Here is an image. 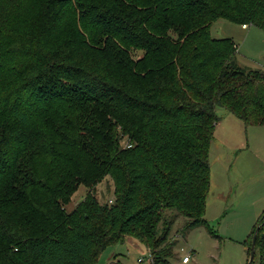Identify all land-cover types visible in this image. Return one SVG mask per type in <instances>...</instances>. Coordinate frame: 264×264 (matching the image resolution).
Listing matches in <instances>:
<instances>
[{"label": "trees", "instance_id": "trees-1", "mask_svg": "<svg viewBox=\"0 0 264 264\" xmlns=\"http://www.w3.org/2000/svg\"><path fill=\"white\" fill-rule=\"evenodd\" d=\"M220 20L264 32V0H0V264H97L126 238L171 264L179 217L208 228L216 109L264 126V70Z\"/></svg>", "mask_w": 264, "mask_h": 264}, {"label": "rangeland", "instance_id": "rangeland-1", "mask_svg": "<svg viewBox=\"0 0 264 264\" xmlns=\"http://www.w3.org/2000/svg\"><path fill=\"white\" fill-rule=\"evenodd\" d=\"M210 34L234 42L240 67L264 70L262 30L220 20L211 26ZM216 115L219 122L209 150L210 186L204 214L208 228L183 230L186 219L179 217L169 236L174 243L171 264H182L185 256H189L188 264H246L249 255L244 243L264 215V126H245L223 108H217ZM97 191L100 203L114 200L107 179ZM85 194L80 187L69 208L73 210ZM97 264L152 263L144 245L126 238L107 246Z\"/></svg>", "mask_w": 264, "mask_h": 264}, {"label": "water", "instance_id": "water-1", "mask_svg": "<svg viewBox=\"0 0 264 264\" xmlns=\"http://www.w3.org/2000/svg\"><path fill=\"white\" fill-rule=\"evenodd\" d=\"M259 228H256L255 233L252 237V242H251V248H250V253H249V258L247 261V264H252L253 259H254V255H255V241H256V234L258 232Z\"/></svg>", "mask_w": 264, "mask_h": 264}, {"label": "built area", "instance_id": "built-area-1", "mask_svg": "<svg viewBox=\"0 0 264 264\" xmlns=\"http://www.w3.org/2000/svg\"><path fill=\"white\" fill-rule=\"evenodd\" d=\"M244 28L246 27V26H243ZM151 258V257H150ZM189 263V256H185V257H183V259H182V264H188Z\"/></svg>", "mask_w": 264, "mask_h": 264}, {"label": "crops", "instance_id": "crops-1", "mask_svg": "<svg viewBox=\"0 0 264 264\" xmlns=\"http://www.w3.org/2000/svg\"><path fill=\"white\" fill-rule=\"evenodd\" d=\"M235 118V117H234ZM239 121V120H238ZM241 122V121H240Z\"/></svg>", "mask_w": 264, "mask_h": 264}]
</instances>
